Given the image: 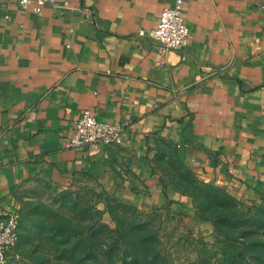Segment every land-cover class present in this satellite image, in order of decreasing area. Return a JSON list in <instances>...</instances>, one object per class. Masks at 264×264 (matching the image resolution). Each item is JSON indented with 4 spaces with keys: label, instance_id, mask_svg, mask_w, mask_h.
Returning a JSON list of instances; mask_svg holds the SVG:
<instances>
[{
    "label": "crops",
    "instance_id": "crops-1",
    "mask_svg": "<svg viewBox=\"0 0 264 264\" xmlns=\"http://www.w3.org/2000/svg\"><path fill=\"white\" fill-rule=\"evenodd\" d=\"M17 1L0 0L1 204L17 206L27 181L88 178L124 203L182 209L153 168L171 147L199 180L264 206V10L252 0H182L189 43L164 55L138 33L176 0ZM83 109L121 127L106 156L67 146Z\"/></svg>",
    "mask_w": 264,
    "mask_h": 264
},
{
    "label": "rangeland",
    "instance_id": "rangeland-1",
    "mask_svg": "<svg viewBox=\"0 0 264 264\" xmlns=\"http://www.w3.org/2000/svg\"><path fill=\"white\" fill-rule=\"evenodd\" d=\"M252 2L255 7L264 10V0ZM153 168L158 184L167 191L166 204L187 198L189 205H184L182 209H167L168 205L145 208L124 203L88 178L68 182L36 180L19 185L14 195L20 210L18 243L12 258L3 264H88L83 260L82 239L79 236H75L79 240L72 239L70 237L73 236L69 237L68 233L85 234L99 223L114 230L117 226L110 212L120 220V225L130 236H154L156 251L166 257L169 264L195 261L202 253L203 244H207L211 251L217 249L212 222L209 233L205 234L193 231L189 223L192 215L196 218L197 215H219V209L206 210L213 199L210 198L212 190L205 187L212 185L199 180L187 169L171 147L159 152L153 161ZM235 206L243 212V218L255 219L258 216L253 222H264V206L251 208L241 203ZM225 207L229 209L228 205ZM262 226L253 224V233L245 236L264 242ZM228 229L225 228L227 234H238L237 230ZM95 238L94 244H100V233ZM115 264H121V261L117 258Z\"/></svg>",
    "mask_w": 264,
    "mask_h": 264
},
{
    "label": "trees",
    "instance_id": "trees-1",
    "mask_svg": "<svg viewBox=\"0 0 264 264\" xmlns=\"http://www.w3.org/2000/svg\"><path fill=\"white\" fill-rule=\"evenodd\" d=\"M205 188L212 190L210 198L213 199L206 206V210L217 211L219 209L220 213L217 216L197 215V217L199 220L212 222L216 234L215 246L217 245L218 248L211 251L207 244H203L202 253L195 261L188 264H264V242L245 236L253 233L255 229L252 227L253 224L257 227L262 226L264 222H253L258 216L255 219L243 218V212L235 206L238 202L223 190L208 185ZM227 205L229 209L225 207ZM261 210L256 209V211ZM110 214L117 226L114 230L99 223L92 226V229L85 234L70 235L68 233L69 237L73 236L70 237L72 239H82L80 245L85 251L83 260H86L88 264H115L117 258L121 264H169L167 258L156 251V244L153 243L155 242L154 236L145 234L142 237H132L127 230L122 228L120 220L112 212ZM224 225L229 228L228 230H237L238 234H227L226 227L223 228ZM97 233H100L102 240L100 244L95 245L94 239ZM16 246L8 261L12 258Z\"/></svg>",
    "mask_w": 264,
    "mask_h": 264
},
{
    "label": "built area",
    "instance_id": "built-area-1",
    "mask_svg": "<svg viewBox=\"0 0 264 264\" xmlns=\"http://www.w3.org/2000/svg\"><path fill=\"white\" fill-rule=\"evenodd\" d=\"M20 11L31 9L39 12L46 4H55L54 0H18ZM183 1L176 0L171 7L164 8L154 28L139 36H149L161 55L169 51H180L189 43V29L182 18ZM68 9V2L61 5L59 14ZM89 15L86 19H89ZM7 17H5L6 19ZM121 127L97 119L89 109H83L73 125V133L67 146L72 149H85L89 152L107 155V148L120 142ZM20 210L18 206L0 203V264L8 261L18 242Z\"/></svg>",
    "mask_w": 264,
    "mask_h": 264
}]
</instances>
